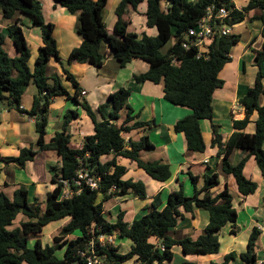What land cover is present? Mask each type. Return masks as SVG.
I'll return each mask as SVG.
<instances>
[{"label":"trees","instance_id":"trees-1","mask_svg":"<svg viewBox=\"0 0 264 264\" xmlns=\"http://www.w3.org/2000/svg\"><path fill=\"white\" fill-rule=\"evenodd\" d=\"M57 5L66 8L71 14H79L78 34L82 44L75 49L69 63L90 64L101 68L105 54L103 45L107 44L109 56L115 58L121 67L132 59H139L149 64L146 72L134 75L137 83H162L163 98L174 106L187 107L192 113L177 121L173 126L175 133L185 137L187 150L195 153L205 151L199 122L207 120L211 123V146L218 149L217 156L221 158V170L225 175L235 180L238 193L247 197L255 193L257 184L243 175L246 158L232 164L229 156L233 150H242L253 156L255 163L264 181V99L263 79L260 65L264 63V0H248L241 10L235 9L230 0H121L115 9L117 21L112 33L104 22V9L108 0H54ZM146 2V25L156 30L153 37L144 35L137 39L135 34L126 31L127 22L124 17L142 2ZM165 7H161V2ZM218 9L224 7L229 10L224 24L231 28L241 22L245 14L253 9L262 12L259 19L263 22L261 35L263 44L260 51L255 52V63L259 68L254 85L239 99L244 109V118L234 120V132L222 141L218 126L212 123V96L216 89L223 86L218 77L224 65L231 59L229 56L232 46L239 42L238 35L218 36L207 47L206 56L198 57L196 47L183 48L182 43L187 40L188 30L196 25L207 8ZM17 14L32 18V25L39 27L42 33L43 45L39 48L34 67H30L31 51L23 31V22L16 18ZM0 15L5 20L13 21L7 28V35L0 30V124L3 109L17 110L36 120L38 135V149L24 148L15 157H0V164H14L18 168L33 161L41 151H55L61 159V166L53 168L52 184L54 189L48 193L45 206L42 208L39 199L34 204L28 201V191L25 187L19 188L13 199L0 193V264H86L80 256L85 250L92 236L100 234H116L131 241L128 252L120 254L118 248L107 246L98 250L105 255L106 264H169L173 261V247H180L183 255H214L219 252V232L227 224L235 226L237 211L232 204V195L225 186L219 193L210 191L219 185L217 174L203 177L204 184L196 188L198 177L190 174L194 187L191 197L184 195L183 187L168 195L166 205L158 210L159 195H156L150 206L146 207L145 214L131 223L123 221V213L117 215L115 223H109L104 218V203L112 198L133 195L138 199H145L146 190L141 181L122 180L126 168L118 165V157L136 162L149 177L158 182L167 181L170 176L169 165L162 162H143L139 158L142 151L154 149L147 136L138 141L126 142L122 134L131 130L152 127L154 121H134L138 115L128 103L130 89L120 88L110 95L108 103L101 104L94 110L86 101H81L82 89L77 78L70 70L62 69L64 77L72 84L74 93L62 83L61 75H47L49 62L54 59L62 67L57 42L54 38L55 26L47 23L43 15L42 3L39 0H0ZM7 37L12 41L17 51L16 57H10L5 50ZM174 37V44L163 54L161 48ZM174 61V62H173ZM52 82V83H50ZM33 84L37 88L33 107L22 110L21 100L28 87ZM57 97L74 100L86 112L94 124V134L85 138L81 147L72 144L68 126L80 116L77 110H69L60 131H57L52 140L46 142L49 122L50 106ZM112 111L107 114L108 107ZM126 115L117 125L120 113ZM256 112L255 131L245 133L244 129L250 122V116ZM112 156V159L102 162L103 157ZM84 169L87 178H92L97 188H92L86 179L80 180L78 172ZM1 171V169H0ZM80 182L77 184L76 182ZM65 182L72 190L73 195L68 199L61 198ZM103 199L98 202L99 195ZM202 210L208 213V224L204 233L197 239L184 238L174 240L167 236V232L177 225L184 213ZM27 217V221L20 227L10 229L18 215ZM70 218L60 234L54 237L53 246L43 247L40 240L33 248L29 247L31 235L42 234L44 228L52 222ZM101 227V232L99 228ZM81 236L68 240V236L75 232ZM260 231L253 228L246 251L237 255L235 252L226 254L220 264H229L237 257L245 264L256 263V243ZM160 241L162 249L150 242V239ZM59 248H65L63 258L56 256ZM177 264H195L182 261ZM217 264V263H210Z\"/></svg>","mask_w":264,"mask_h":264},{"label":"crops","instance_id":"crops-1","mask_svg":"<svg viewBox=\"0 0 264 264\" xmlns=\"http://www.w3.org/2000/svg\"><path fill=\"white\" fill-rule=\"evenodd\" d=\"M39 1L42 3L44 18L46 14L49 15V17L46 16L45 21L55 26L54 38L57 42L63 63L62 67L52 59L47 67V75L51 77L54 74H59L61 78L66 79L62 69L70 70L77 78L82 91L87 92L86 96L81 95V101L86 100L94 110H97L101 104L108 103L110 95L118 89H130L131 94L128 98V103L133 110V114L138 115V118L134 121H154L155 125L150 128L144 127L131 130L128 133L122 134V137L126 142H129L138 141L141 137L147 136L153 144L154 149L140 152V160L143 162L158 161L169 165L170 178L165 182H158L139 168L136 162L118 157L116 159L117 164L126 168V173L122 177V180L130 179L133 181H141L145 186L146 197L145 199H138L133 195H127L120 198H112L104 203V218L109 223H115L117 215L122 212L123 221L131 223L133 220L145 214L146 207L151 205L156 195H159L160 198L158 210L164 208L168 195L177 191L179 184L183 187L184 195L191 197L194 193V187L190 179V174L198 177L197 189L203 186V177L205 174H217L219 185L211 189L210 192L217 194L225 186L227 187L232 195L233 207L237 211L235 226L227 224L219 232L218 240L220 247L217 254L185 256L182 254L180 247L175 246L172 249L173 261L169 264H177L182 261L195 264H210L212 262L220 264L226 254L235 252L237 255H240L246 251L247 241L253 228H257L260 231L256 243L255 264H264V181L254 157L249 156L248 152L239 149L233 150L229 156V161L232 164L237 163L242 158H246L243 175L257 184V189L254 194L243 197L237 191L234 178L225 175L221 170V158L217 156L218 149L211 146V123L209 121L200 120L199 122L203 141L206 146L205 151L203 153H195L187 150L184 135L175 133L173 126L177 121L191 115L192 111L187 107L174 106L165 101L163 98L162 83L153 84L148 81L143 83L135 82L134 75L146 72L149 64L139 59H132L124 67H121L115 58L108 55L109 48L107 44H104L102 48L105 58L101 68H95L90 64L69 63L71 53L82 44V38L78 34L80 24L79 14H71L66 8L57 5L54 0ZM120 1L108 0L104 9V22L110 33L115 28L117 21L115 9ZM230 1L237 10H241L248 3V0ZM146 6V2L144 1L137 6L135 11H132L124 17V20L127 22L126 31L135 34L137 39H141L144 35H149L150 37L156 35V30L152 34V29L149 30L146 25ZM261 15L262 12L259 9L250 10L245 14L241 22L229 28V35H238L239 42L232 46L229 53L231 60L224 65L218 74V77L223 81V86L214 91L211 102L213 109L212 123L218 126V131L222 136L223 142L234 132L233 121L244 118V109L239 104V99L254 85L256 74L259 70L255 63V52L260 51L263 44L261 35L263 22L259 19ZM135 16L141 18L139 34L130 30ZM26 17L28 19H25ZM16 18H20L24 24L23 31L29 48L31 47L30 40L25 31L29 30L33 32L34 48L37 52L36 54L31 53V56L36 59L39 48L43 45L42 35L40 31L33 30L36 27L32 25L31 17L17 14ZM11 23L13 21H0V30L7 35V28ZM14 50L12 57L18 55L15 48ZM260 71L264 75V63L260 65ZM67 81H65V84L68 87L70 82ZM262 83L264 87V79ZM70 91L74 93V88L72 87ZM36 94L37 88L33 89L32 85H30L21 100L22 110L28 111L33 107ZM261 105H264V99L261 100ZM69 110H77L80 114L77 120H73L70 123L67 130L72 137L71 141L73 145L81 147L85 138L94 134V124L85 110L72 99L57 97L50 106L46 142L49 143L55 133L62 129L65 114ZM111 111L112 107L110 106L106 112L109 114ZM125 115L126 113L124 111L117 121L118 126L121 125ZM256 119L257 113L254 112L250 116L249 124L244 129L245 133H254ZM37 140L38 135L36 133L35 118L14 109L2 110L0 157L18 156L24 148H33L36 150L38 149ZM262 146L264 148V142ZM110 159H112V156L103 157L102 162ZM60 166L61 159L52 150L39 152L35 159L28 162L24 168H18L14 164L6 165L1 163L0 193H4L10 199H13L15 192L23 186L28 191L29 203L34 204L35 199H39L43 208L46 203V196L54 189L51 182L53 176L52 169L59 168ZM107 216L115 220L111 222ZM24 221L22 220L21 222ZM69 221L70 218L63 219L59 225L60 227L55 229L56 232L52 234L53 239L60 234L63 227ZM207 224L208 213L202 210H194L193 216L191 213H184L183 218L177 222V225L167 232V236L174 240L184 238L195 240L204 233ZM79 236H81V233L78 231L66 239L72 240ZM40 237V234L31 235L29 237V247L31 241L40 240ZM123 239L127 238H121L117 235L114 236V247L118 248L120 254L128 252L132 244L127 239L128 250L121 253L120 247L122 246L121 240ZM150 242L158 248L161 247L160 241L156 239H150ZM176 256H178L177 259ZM239 263L245 264L237 257L229 264Z\"/></svg>","mask_w":264,"mask_h":264},{"label":"built area","instance_id":"built-area-1","mask_svg":"<svg viewBox=\"0 0 264 264\" xmlns=\"http://www.w3.org/2000/svg\"><path fill=\"white\" fill-rule=\"evenodd\" d=\"M229 13V10L224 7L218 9H214L213 7L207 8L205 15L198 20L194 27L188 30L186 34L187 40L182 43L183 48L188 49L191 46L196 47L198 50V57H205L207 47L213 42L215 34L219 37L229 35V27L224 24V20ZM81 95L86 96L87 92L82 91ZM78 177L80 180L86 179V183L90 187L97 188L93 179L87 178L88 176L84 169L78 172ZM76 183L79 184L80 182L78 181ZM72 195V190L65 182V188L61 198L68 199ZM98 230L101 232V227ZM115 235L116 234H100L92 236L91 240L87 243L85 250L80 252L81 258L86 261V264H106L107 257L105 255H100L98 250L106 248L109 245L114 246ZM159 249H162V247ZM130 264L137 263L132 262Z\"/></svg>","mask_w":264,"mask_h":264},{"label":"rangeland","instance_id":"rangeland-1","mask_svg":"<svg viewBox=\"0 0 264 264\" xmlns=\"http://www.w3.org/2000/svg\"><path fill=\"white\" fill-rule=\"evenodd\" d=\"M164 2L162 1L161 2V7L162 8H164ZM140 11V10H139ZM46 16L47 17H49V15H45V18H46ZM25 19H28V17H26ZM135 20H133L132 22V26H131V28H130V30L131 31H133V32H135V33H137V34H139V25H141V18L139 17V16H135V18H134ZM0 21L1 22H8L9 20H5L4 18H3V16L2 15H0ZM149 28V27H148ZM152 29V34H153V31H155V29L154 28H149V30H151ZM33 30L34 31H37V32H39L40 31V33H41V30H40V28L39 27H36V28H33ZM26 32V35H27V37H28V39L30 40V50H31V53H33V54H36V52L37 51H35V48H34V41H33V32L31 33L29 30H26L25 31ZM35 33V32H34ZM41 35H42V33H41ZM151 35V34H150ZM149 36V35H148ZM174 41H175V39H174V37H172L171 39H170V41L167 43V44H165L162 48H161V53H163V54H165L167 51H168V49L174 44ZM5 50L9 53V55H10V57H12L13 56V50H14V47H13V43H12V41L7 37V39H6V41H5ZM15 51V50H14ZM34 63H35V58L34 57H32L31 56V59H30V67H31V69H33V67H34ZM67 65V64H66ZM65 81H67L66 79H63L62 78V83H63V85L65 86V87H67V84H65ZM68 82V81H67ZM50 83H52V82H50ZM32 85V87H33V89H36V86L35 85H33V84H31ZM68 89H72V86H71V83L69 84V86L67 87ZM124 113V111L123 112H121L120 113V116L122 115ZM76 142V141H75ZM69 191V190H68ZM46 199H47V196H46ZM103 199V196L100 194L99 195V197H98V202H100L101 200ZM112 214H113V216H114V213L112 212ZM107 218L111 221V222H113L115 219H110L109 218V216H107ZM26 221V220H28L27 219V217L26 216H24V215H22V214H20V215H18L17 216V218H16V220L14 221V223H13V225L10 227V229H15V228H18V227H20V225H21V221ZM63 220H60V221H57V222H52V223H50L49 225H47L45 228H44V230H43V232H42V234H40V241L42 242V245H43V247H45V246H53L54 245V242H53V237H52V234H54V232H56L55 231V229H57V228H59L60 226V223L62 222ZM21 222V223H20ZM154 239V238H153ZM35 242L36 241H31L30 242V247H34V245H35ZM121 243H122V246L120 247V252L122 253V252H126L127 250H128V240L127 239H123V240H121ZM64 252H65V248H59L57 251H56V256L58 257V258H62L63 257V254H64ZM178 258V256H176V259ZM222 262V261H221ZM177 263V262H176ZM240 264V263H239Z\"/></svg>","mask_w":264,"mask_h":264}]
</instances>
